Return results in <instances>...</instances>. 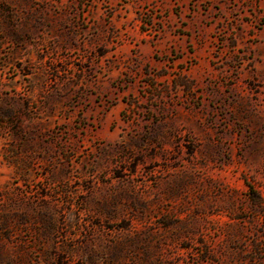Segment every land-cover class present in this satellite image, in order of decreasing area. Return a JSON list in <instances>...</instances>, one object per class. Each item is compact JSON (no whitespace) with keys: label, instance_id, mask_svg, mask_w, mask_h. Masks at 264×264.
I'll use <instances>...</instances> for the list:
<instances>
[{"label":"rangeland","instance_id":"obj_1","mask_svg":"<svg viewBox=\"0 0 264 264\" xmlns=\"http://www.w3.org/2000/svg\"><path fill=\"white\" fill-rule=\"evenodd\" d=\"M0 264H264V0H0Z\"/></svg>","mask_w":264,"mask_h":264}]
</instances>
